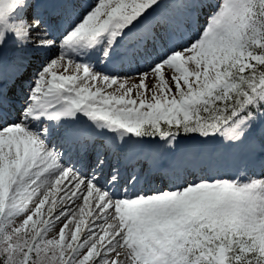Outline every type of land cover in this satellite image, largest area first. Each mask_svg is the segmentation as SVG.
I'll use <instances>...</instances> for the list:
<instances>
[{
	"label": "snow or ice",
	"instance_id": "obj_1",
	"mask_svg": "<svg viewBox=\"0 0 264 264\" xmlns=\"http://www.w3.org/2000/svg\"><path fill=\"white\" fill-rule=\"evenodd\" d=\"M0 264H264V0H0Z\"/></svg>",
	"mask_w": 264,
	"mask_h": 264
},
{
	"label": "rangeland",
	"instance_id": "obj_2",
	"mask_svg": "<svg viewBox=\"0 0 264 264\" xmlns=\"http://www.w3.org/2000/svg\"><path fill=\"white\" fill-rule=\"evenodd\" d=\"M173 2H175V0H169V3H171V4H174ZM202 23H204V21H201ZM167 74V73H166ZM152 83V80L150 79L149 80V84H151Z\"/></svg>",
	"mask_w": 264,
	"mask_h": 264
},
{
	"label": "bare ground",
	"instance_id": "obj_3",
	"mask_svg": "<svg viewBox=\"0 0 264 264\" xmlns=\"http://www.w3.org/2000/svg\"><path fill=\"white\" fill-rule=\"evenodd\" d=\"M169 10H172V8H170ZM162 186H164V185L162 184Z\"/></svg>",
	"mask_w": 264,
	"mask_h": 264
}]
</instances>
